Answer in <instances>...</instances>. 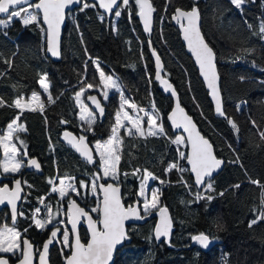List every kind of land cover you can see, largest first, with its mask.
<instances>
[{
  "label": "trees",
  "instance_id": "16d2710c",
  "mask_svg": "<svg viewBox=\"0 0 264 264\" xmlns=\"http://www.w3.org/2000/svg\"><path fill=\"white\" fill-rule=\"evenodd\" d=\"M150 1L155 23L153 34L147 36L139 26L135 0L121 9L115 21L112 16L102 19L97 0H87L96 7L83 9L82 4L69 14L58 61L49 59L46 53L40 21L25 26L15 19L8 27L0 28V99L5 101L0 106V135L19 117L17 122L25 130L14 135V143L22 152L18 158H23L24 149L28 157L39 159L43 169L39 176L25 174V199L21 206L25 220L20 221L17 229L21 231L32 224L31 215L40 207L42 197L46 201L42 210L47 204H56L55 196L49 193L56 179H73L78 187L81 181L89 185L95 174H100L97 160L93 166L86 165L62 144L61 138L69 131L77 137L85 136L93 145L111 136L119 93L109 94L106 119L102 123L95 120L91 130H86L88 125L80 120L75 99L76 93L87 84L98 82L102 70L118 78L123 95L139 108L155 107L167 134L130 136L119 131L123 144L117 185L123 188V202L128 205L132 199L140 201L138 186L147 170L157 177L154 184L158 187L160 206L170 209L175 226L169 242L154 239L155 222L148 220L131 227L130 243L115 254L114 264H264V220L249 227L250 221L264 211L261 188L250 182L251 179L264 184V139L260 135L264 132V33L260 32L264 24V1L243 0L240 8L231 0ZM192 6L199 10L202 33L216 55L224 102L222 118L214 117L208 92L171 23L177 8L190 10ZM148 40L162 59L163 75L180 94L183 107L210 140L217 157L225 161L223 171L211 181L213 191L201 194L187 169L182 172L183 177L175 169L165 173L169 165L176 163L178 147L180 151L184 145L181 151L186 153V145L171 142L177 136L166 122L172 103L162 95L154 80ZM6 61H11V67ZM42 74L47 76L49 94L55 102L44 99L42 113L20 111L14 101L26 99L34 92L41 93L38 81ZM93 92L96 91H87L84 99ZM62 120L67 123H61ZM179 162L185 167V159ZM136 169L141 171L133 175ZM4 178L8 183L16 176ZM87 188H80L82 196ZM198 194L213 198L197 199ZM53 230L56 229L39 230L31 226L28 234L40 248ZM200 233H206L216 246L207 252L198 248L187 250L192 237ZM81 236L86 242L85 230ZM67 255L68 252L54 246L49 263L65 264ZM8 261L17 262L14 258Z\"/></svg>",
  "mask_w": 264,
  "mask_h": 264
},
{
  "label": "snow or ice",
  "instance_id": "6c2138e0",
  "mask_svg": "<svg viewBox=\"0 0 264 264\" xmlns=\"http://www.w3.org/2000/svg\"><path fill=\"white\" fill-rule=\"evenodd\" d=\"M81 0H38L36 3H32L31 0H0V14H7V20L0 19V27L6 28L9 23L13 22L15 19H19L24 25L36 24L37 15L42 13L43 23L47 25L46 30V42H47V52L51 53L52 56H58V37L60 34V24L64 19L65 9L73 3H79ZM99 7L108 12H113L114 9L120 8V0H98ZM122 3L127 7L130 0H122ZM136 5L139 6V16L144 22L145 31H150V17L152 11H154L149 0H135ZM231 3L236 7L240 8L243 0H231ZM88 7H96V4H89L87 0H84L83 9ZM34 9L35 11H32ZM81 9V10H83ZM114 15L119 17L121 11L115 10ZM174 20L181 22V29L183 33V39L187 42L188 50L195 57L196 63L199 65L201 75L207 82L208 88L211 90V95L213 100L216 101V111L219 115L224 116L225 113L222 111L220 99H219V89L217 85V73L216 66L214 62L215 53L212 48L206 43L200 30V13L196 6H192L190 10H185L177 8L173 16ZM39 26V25H38ZM260 32L264 33V24L260 27ZM155 55V52H153ZM11 67V61H6ZM157 64V75L156 79H161L160 76V60L159 57L156 59ZM99 71V66H98ZM243 79V78H242ZM100 82L103 88L100 89L101 93L107 99L108 93L107 89H115L117 92L120 91V86L117 81L111 76H105L103 71H100ZM40 87L43 89L44 93L49 92L50 84L47 82L46 74H42L38 81ZM162 83L167 84L166 81ZM95 85L87 84L86 88H82L81 91L76 93L75 99L78 107L80 108V120L88 125V129L91 130L93 123L95 122L94 111L90 110L81 101V96L87 89H93ZM170 87V85H168ZM173 96L176 95L175 91L172 93ZM88 99L95 105V109H98L100 114L103 115L104 109L101 106V102L95 96H88ZM31 101L40 102V94L34 92L31 97ZM49 103H54L55 100L49 94ZM31 103V102H29ZM5 105V101L0 99V106ZM16 108L23 110L29 107V104H22L21 99L17 98L14 101ZM127 105L129 108L133 109L135 112H144L148 121L147 135L149 136H166V131L163 125L157 123L158 114L150 115L145 109L139 108L134 102H131L121 95V106L120 110L116 113V122L112 127V135L107 141L97 142L95 144L96 154L99 155L100 170L103 172L104 179L116 180L118 178L119 162L121 159V146L123 140L118 134L121 128L126 130L127 135H135L139 133L141 136L145 135V132L141 126L142 119L138 114L133 117L128 112L124 110V106ZM11 107L12 105H7ZM43 104H40L41 109H43ZM29 110L35 111V108H30ZM155 113V109H153ZM127 120L132 127L135 129V133L122 122ZM180 113V117L177 116ZM171 120L174 128H183L185 132L188 133L187 140L182 136H176L171 142L176 145H181L187 143L190 145V152L184 153L180 152L181 159L187 160V163L191 166V172L195 174V183L197 187L205 186L206 191H213V184L211 180H205L206 177L211 178L212 173L221 166L222 161L217 159L213 154L212 146L209 141L202 137L198 132H195V125L192 123L188 116L183 115V109L177 104L176 109L173 110L172 114L168 117ZM19 117L13 120L8 125V132L6 135L0 136V148L3 149L4 160L0 163V167L3 168L4 173H15L20 171L22 167V161L17 159L18 149L12 141L15 139L13 136L14 132L24 131L23 125L18 124ZM61 123H67V121L62 120ZM229 123L234 129L237 128L236 124L229 119ZM253 127H256V122L253 121ZM261 139H264V132L260 133ZM64 139L66 142L75 149L76 152L80 154L82 158L87 160L88 163H94V157L86 144V137L81 135L78 138L72 136V134L65 132ZM21 146H23V141H21ZM26 155V153H24ZM28 165L34 166L39 169L40 165L35 159H30ZM176 169L178 171H186L177 163H172L165 169V173ZM140 169H136L133 172L135 175L140 172ZM127 175V174H125ZM157 179L152 173L144 170L142 176V183L140 185V191L138 195L144 197L143 199V212L140 211L139 206H127L122 203V195L118 185L99 184L97 185L96 180L101 179L99 173L95 174L94 180L91 184V191L93 195L102 194V200L99 201L97 207H93L91 212L97 213L99 217L94 220L88 211L80 207L74 200H68V210L66 213L67 223L71 224L70 232L65 230L63 232V247L71 249V255L66 256V264H109L112 260L113 250L116 245L120 244L122 241L129 239V236L125 230V221L129 219L142 220L146 219L150 214L152 209L158 208V193L156 190L152 191L151 200L145 196V191L147 188L148 179ZM52 183V181H49ZM250 182L256 184L261 188V198L262 204H264V184H261L258 180H251ZM16 189L11 191L8 185L0 187V203L5 200L12 206V221L15 223L17 217L22 215L17 211V206L15 201L20 199L19 193L21 191L19 180L15 181ZM164 183V181H161ZM60 186H53L52 191L58 192L60 198L63 200L69 195V190L76 191V188L71 184H66L64 179H60ZM87 184L83 181L80 182L79 187L87 188ZM188 186V185H186ZM239 188L240 185H235ZM77 195L79 193L77 192ZM223 195V192L220 193ZM211 196H203L198 194L197 199H208L211 200ZM40 203L44 204L43 198L40 199ZM47 207L49 216L47 223L52 222V208L50 205H45ZM41 209H35L32 220L37 228H44L45 222L37 218V214L40 213ZM159 215L161 217L160 223L155 226L154 235L156 240H160L161 237H167L171 230V220L167 216L166 208L158 209ZM82 219L87 220L88 231L90 232V239L87 243H82L80 236L77 232V224L81 223ZM264 220V211H262L256 219L250 221L249 227ZM27 231V229H25ZM59 228L51 231V237L44 243L43 251L39 252V264H47V256L49 252V245L53 243L54 239L57 237ZM70 233L75 235V240L72 242L70 240ZM192 239L198 242L201 246L207 248L211 242V238L206 233H200L199 235L193 236ZM19 250L21 252L22 259L20 264H32V245L26 239L20 240V233L12 227L0 228V252L12 251L15 255V251ZM0 264H8L7 260L0 259Z\"/></svg>",
  "mask_w": 264,
  "mask_h": 264
},
{
  "label": "water",
  "instance_id": "95a60500",
  "mask_svg": "<svg viewBox=\"0 0 264 264\" xmlns=\"http://www.w3.org/2000/svg\"><path fill=\"white\" fill-rule=\"evenodd\" d=\"M121 1V0H120ZM264 1V0H263ZM32 3H36L38 2V0H31ZM83 1L81 0V2L79 3H73L71 5H69L68 8L65 9V15H64V19L63 21L61 22L60 24V34H59V37H58V52H59V55L58 56H52L51 53L47 52V42H46V30H47V25L43 23V15L42 13H39V16H40V22L43 26V29H44V33H45V46H46V53L49 57V59L53 60V61H58L59 58H60V55H61V46H62V39H63V33H64V29L67 25V19H68V15L69 13L71 12H74L78 7H81ZM97 3H98V0H97ZM149 3L152 5L151 1L149 0ZM98 6H99V3H98ZM139 8V6H138ZM99 10L101 11L102 14L104 15H110L111 13H114L115 10L117 9H114L113 12H108V11H105L104 9L100 8L99 7ZM176 10L174 11L173 15L171 16V22H172V25L177 29L178 33H179V37H180V40H181V43L183 44L184 48H185V52L187 54V56L191 59L195 69L197 70L198 72V76H199V79L201 80L202 84L204 85L206 91L208 92V99H209V102L211 103L212 107H213V115L215 118H222L221 115H219L216 111V101L213 100L212 98V95H211V90L208 88L207 86V82L204 80V77L201 75V72H200V68H199V65L196 63V60H195V57L192 55V53L188 50V47H187V42L183 39V33H182V29H181V22H178L177 20H174L173 19V16L175 14ZM139 13V11H138ZM137 13V19H138V23H139V26L141 28V30L143 31L144 34H152L153 32V24H154V20H155V16H154V13L152 11L151 13V17H150V31H145L144 29V22L143 20L140 18L139 14ZM7 17V14H0V18H5ZM201 25H202V21H201V18H200V30H201ZM201 33H202V30H201ZM203 35V33H202ZM204 37V36H203ZM206 41V40H205ZM207 43V42H206ZM208 44V43H207ZM148 47H149V51H150V55H151V59H152V63H153V67H154V74H155V82L158 84V87H159V90L160 92L162 93L163 96L169 98L171 100V103H172V107H171V110L169 111V113L166 115V122H167V125L169 126L171 132L174 134V135H181L182 137L185 138V141L187 140V136H188V133L184 131V129L181 127V128H174L173 125H172V122L171 120L168 119V117L172 114L173 110L176 109L177 107V104H179L180 108H181V105H180V101H179V95L174 87V85L166 78L164 77V75L162 74V69H163V64H162V61L160 59V57L157 55V53L155 52V50L152 48L151 46V43H148ZM153 52H155V55H153ZM157 57H159V60H160V76H161V79H156V75H157V64H156V59ZM214 62H215V66H216V57L214 58ZM216 73H217V77H218V80H217V85H218V89H219V99H220V103H221V107H222V111H223V98H222V94H221V83H220V76L218 74V70H217V66H216ZM162 81H166L167 84L165 83H162ZM168 85H170V87H168ZM173 91H175L176 95L173 96L172 93ZM88 96H95L100 102L101 100L98 98L97 95L95 94H88ZM88 96L85 98V102H86V105L90 108V110H93L94 111V114L98 117L99 119V122H102L103 119L105 118L106 116V113H107V108L104 106V104L101 102V106L103 107L104 109V112H103V115L100 114L99 110L98 109H95V105L92 104V102L88 99ZM182 109V108H181ZM180 113H177V116L180 117ZM183 115H186L189 117V119H191L192 123L195 125V132H198L202 137H204L205 139H207L210 143V145L212 146V149H213V154L214 156L221 160L222 163H221V166L216 169L213 173H212V176L211 178H208L206 177L205 180H214L224 169L225 167V161L221 158H218L217 155H216V152H215V148L214 146L212 145V143L210 142V140L208 138H206L199 130V127L197 126V124L195 123L194 119L192 116H190L188 114V112L186 111V109H183ZM65 132H68L70 134H72V136H75L72 132H69V131H65ZM64 132V133H65ZM64 133L62 135V144L69 150H71L83 163H85L86 165L88 166H93L94 163H95V154H94V151L93 149L91 148L90 144L86 142V144L88 145L89 149L91 150L92 154H93V157H94V163H88L87 160H85L84 158H82L80 156V154L78 152L75 151V149H73L67 142L66 140L64 139ZM77 137V136H75ZM78 138V137H77ZM186 145V153L190 152L191 148H190V145H188L187 143H185ZM0 158H1V153H0ZM37 162L38 160L35 159ZM29 161V160H28ZM38 164L40 165V163L38 162ZM185 166L187 167V170H188V174L189 176L191 177V180H192V183L193 185L197 188V189H203L205 186H200V187H197L196 186V183H195V174L191 172V166L187 163V160H185ZM25 173H33L34 175H41L43 173V169L41 168V165L39 167V169H37L36 167L34 166H30L28 165V162H27V166L25 167V169L23 170V173L22 174H25ZM23 176V175H21ZM19 180L21 182L20 184V187H21V191L19 193V196H20V199L16 200L15 203H16V206H17V211L19 212V207L22 203V198H23V186H22V180L20 178L16 179L15 181ZM15 181L13 182L12 184V188H9L11 191H14L16 189V183ZM3 182V177L1 175V172H0V184ZM108 183H112V182H101L100 179L98 180L97 182V185L99 184H108ZM113 185H117V184H114L112 183ZM119 186V185H118ZM120 188V191H121V195H122V203H123V188L122 186H119ZM99 197H100V200H102V194H99ZM78 204V203H77ZM124 204V203H123ZM79 205V204H78ZM125 205V204H124ZM139 206L140 208V202L138 200H135L132 204H128V205H125V207L127 206ZM80 206V205H79ZM82 207V206H80ZM2 208H7L8 211H9V215H10V219L12 221V206L7 202V200H5L3 203H0V210ZM83 208V207H82ZM161 208V207H160ZM162 208H166L167 209V216L168 218H170L171 220V230H170V233L167 237H161L160 240H156L155 239V235H154V229H155V226L160 223V220H161V217L159 215V212H152L149 216H147L146 219H142V220H136V219H129L127 221H125V230L128 234L129 232V229L130 227L132 226H141L143 224H145L147 222V220H149L150 217H155V223H154V226H153V236H154V239L157 241V242H169V240L172 238L173 234H174V231H175V228H174V222L172 220V214L170 212V210L167 208V207H162ZM67 210H68V205H67ZM86 210V209H85ZM87 211V210H86ZM141 211V209H140ZM142 212V211H141ZM91 215V213H90ZM92 216V215H91ZM93 217V216H92ZM18 218V217H17ZM99 218V217H98ZM94 219V218H93ZM96 220V219H94ZM17 221V219H16ZM15 221V222H16ZM13 222V221H12ZM80 227H83L87 233V241L90 239V232L88 231V224H87V220L86 219H82L81 223H78L77 224V232L80 236V233H79V230H80ZM68 230L70 232L71 230V224L69 223L68 224ZM196 235H199V234H196ZM194 235V236H196ZM129 236V235H128ZM70 237H71V241L74 242L75 240V235L71 234L70 233ZM81 239V238H80ZM29 241V240H28ZM47 240H45L42 244H41V247L40 249L37 251L36 249V246L31 243L30 241V244L32 245V264H39V252L43 251V245L44 243L46 242ZM87 241L85 242V244L87 243ZM82 242V240H81ZM83 243V242H82ZM130 243V237L129 239H126L124 241H122L120 244L116 245L115 249L113 250V256H112V260L109 262V264H114V259H115V254L122 250L126 245H128ZM55 245V242L53 241L52 244L49 245V252H48V256H47V264H50L49 263V257H50V251L51 249L54 247ZM216 246V242L211 239V242L209 244V246L207 248L201 246L198 242L194 241L193 239H191L190 241V244L187 246V250H190V249H194V248H198L202 251H210L212 250L214 247ZM71 255V249H69V254L68 256ZM5 260V258H3ZM22 259V256L17 260V262L15 264H20V260ZM8 262V261H7ZM8 264H10L8 262ZM65 264H66V259H65Z\"/></svg>",
  "mask_w": 264,
  "mask_h": 264
},
{
  "label": "rangeland",
  "instance_id": "374dc122",
  "mask_svg": "<svg viewBox=\"0 0 264 264\" xmlns=\"http://www.w3.org/2000/svg\"><path fill=\"white\" fill-rule=\"evenodd\" d=\"M129 5H130V3H129ZM242 6V5H241ZM123 8H125V6L123 5V3H122V0L120 1V8L119 9H117V10H119V11H121V9H123ZM32 11H35L34 9H32ZM107 16H112L113 17V19H114V21L117 19V17L114 15V13H111L110 15H102L101 17H102V19H103V17H107ZM0 19H4V20H7V17H5V18H0ZM40 21V17H39V14L37 15V23ZM23 24V23H22ZM24 25V24H23ZM26 26V25H25ZM0 28H2V27H0ZM100 71H102V70H100ZM100 71H99V79H98V82L95 84V87L93 88V89H87L85 92H84V94L81 96V101L86 105V102H85V99H84V95H85V93L87 92V91H96V92H93V93H89V94H95V95H97L98 96V98L101 100V102L105 105L107 102H108V96H109V94L110 93H112V92H117L115 89H107L106 91H107V93H108V96H107V99H105V97H104V95L101 93V91H100V89H102L103 88V85L101 84V82H100ZM104 74H105V76L107 77V76H111L114 80H116L117 81V83H118V78L116 77V76H114V75H112V74H106L105 72H104ZM118 85H119V83H118ZM120 86V85H119ZM86 88V87H85ZM81 91V90H80ZM117 93H119V95H120V97H119V100H118V108L115 110V114H114V124H113V126L115 125V122H116V113H117V111L118 110H120V106H121V95H123V93H122V91H121V87H120V91L119 92H117ZM37 94H40V102H36V101H31V97H32V94L28 97V98H26V99H24L23 97H21L20 99H21V103L22 104H29V107H26V108H24L23 110H21V109H19L20 111H25V110H29L30 108H35L37 111H40V112H42L44 109H45V106H43V109H41V107H40V104L42 103L43 105H44V103H45V101H44V99H46V101H48V95H49V92L48 93H44V91H43V89H42V91H41V93H37ZM88 95H86V97H87ZM85 97V98H86ZM123 97L125 98V99H127V100H129L130 101V99L127 97V96H125V95H123ZM29 102H31V103H29ZM87 106V105H86ZM143 109H145V111L148 113V114H150V115H155V114H158V110L155 108V107H152V108H143ZM153 109H155V113L153 112ZM79 110H80V108H79ZM124 110L126 111V112H128L130 115H132L133 117H135L137 114L141 117V118H143L142 119V122H141V126H142V128H143V130H144V132H145V135L144 136H147V129H148V121H147V117L145 116V113L144 112H139V113H137V112H135L133 109H131V108H129L127 105H125L124 106ZM95 115V114H94ZM122 115V122L127 126V128L128 129H131L132 130V132H134L135 133V129L132 127V125L127 121V120H123V113L121 114ZM79 116H80V111H79ZM95 117H96V121L98 120V117L95 115ZM157 123L158 124H160L159 123V116L157 117ZM119 131H123L125 134H126V130L124 129V128H121ZM7 132H8V127L6 128V130H5V133H3V135H6L7 134ZM24 131H17V132H14L13 133V136L14 135H16V134H18V133H23ZM112 135V134H111ZM127 135V134H126ZM135 135H139V136H141L139 133H136ZM0 136H2V135H0ZM132 136H134V135H132ZM177 136H181V135H177ZM110 137V136H109ZM109 137H108V139H109ZM108 139H106L105 141H107ZM14 141V140H13ZM12 141V142H13ZM98 142H104V141H98ZM14 143V142H13ZM97 143V142H96ZM96 143H94L93 145H92V148H93V150H94V154H95V157H96V160L98 161V168H99V171H100V177H101V181H105V182H112V183H114V184H119V181H118V179H116V180H112V179H110V178H108V179H104L103 178V172L100 170V164H99V155H97L96 154V149H95V144ZM16 145V144H15ZM17 147V146H16ZM184 147V145L181 147V150H182V148ZM17 149H18V147H17ZM179 151V147H178V152H179V157H178V159H177V161H176V163L177 164H179L180 162V160H181V157H180V152H182V151ZM0 152H1V159H0V163H2L3 162V160H4V153H3V149L2 148H0ZM21 153V150H19L18 149V153H17V159H18V156L19 155H21L20 154ZM20 159V161H22V167H21V169H20V171H18V172H15V173H4L3 172V168L2 167H0V171L2 172V175H11V176H15L16 174H19L20 172H21V170H22V168H23V166H24V159H25V155L23 156V158L21 159V158H19ZM180 165V164H179ZM182 168H184V169H187V167L185 166V167H182ZM176 170V169H175ZM177 171V173H178V175H180V177H183V175H182V172L181 171H178V170H176ZM143 176V175H142ZM18 179V178H17ZM61 179H63V178H61ZM65 180V183L66 184H69V183H71L75 188H76V191H71V190H69V195L67 196V197H65L63 200L60 198V195H59V193L58 192H53L52 191V188H53V186H56V187H59L60 186V184H59V182H60V179H56L55 180V182H54V184L52 185V187H50V195H53V196H55V199H56V204H54V205H52V204H47V205H50L51 206V208H52V212H51V215H52V217H53V219H52V222L51 223H47V220H48V216H49V212H48V209H47V207H45V210H42V206L44 205V204H41L40 203V209H41V211H40V213H38L37 214V218L38 219H41L42 221H44L45 222V227L44 228H37L36 226H35V224H34V222H33V220H32V216H33V213H34V211H33V213H32V215H31V221H32V224H31V226H33V227H35V228H37V229H39V230H46L47 228H49V229H57V228H59L60 229V231L58 232V234H57V237L54 239V241H57V240H59V243H60V248L63 250V251H65V252H69V248H67V247H63L62 245H63V232L65 231V230H67V223H66V219H67V216H66V213H67V205H68V200L69 199H71V200H73V196L75 197V198H77V200H78V202L82 205V206H84L86 209H87V211H89L90 213H91V215L97 220L98 219V216H97V213H94V212H91V209L93 208V207H97L98 206V204H99V201H100V197H99V195H93L92 194V191H91V184H92V182H93V180H91L90 182H89V185H88V188H87V190H84V191H82L83 192V195L85 196V198H86V201L84 202L83 200H81L80 198L78 199V197H77V185H76V183L73 181V179L72 180H68V179H64ZM141 183H142V181L140 182V184H139V186H138V193H139V191H140V185H141ZM182 183L183 184H185V186L186 185H188L186 182H184L183 180H182ZM26 185V182L24 181V183H23V188H24V186ZM187 188H189V185L188 186H186ZM81 188V187H80ZM80 188H79V190H80ZM153 190H156L157 191V193H158V187H157V185L156 184H154V179H151V178H149L148 179V181H147V188H146V191H145V196L149 199V200H151V197H152V191ZM201 194H203L206 190H205V187L203 188V189H201ZM80 192V191H79ZM138 193H137V196L139 197V199H140V209H141V211L143 212V208H142V205H143V199H144V197H141L140 195H138ZM24 196H25V193H24ZM123 196H124V193H123ZM69 197V198H68ZM43 198V197H42ZM68 198V199H67ZM24 197H23V199H22V204L24 203ZM44 200V203H46V201H45V198L43 199ZM133 201H131L130 203L132 204L135 200L134 199H132ZM22 204H21V206H22ZM160 207H164V206H160V202H159V194H158V208H160ZM165 207H167V206H165ZM158 208L157 209H152L151 210V212H150V214L152 213V212H155V211H157L158 210ZM168 208V207H167ZM169 209V208H168ZM170 210V209H169ZM171 212V211H170ZM149 214V215H150ZM172 214V213H171ZM148 215V216H149ZM65 216H66V219H65ZM149 221H151L152 223L153 222H155V217H150L149 218ZM5 226H7V227H9L7 224H0V228H3V227H5ZM49 237H51V235L49 236ZM23 239V238H22ZM21 239V240H22ZM26 240H27V238H25ZM24 240V239H23ZM22 240V241H23ZM70 240H71V237H70ZM5 256H7L8 258H14V259H16V260H18L20 257H21V252L19 251V250H16L15 251V255L13 254V252L12 251H9V252H0V259H3V258H5ZM5 260H7L6 258H5Z\"/></svg>",
  "mask_w": 264,
  "mask_h": 264
},
{
  "label": "flooded vegetation",
  "instance_id": "af4514ba",
  "mask_svg": "<svg viewBox=\"0 0 264 264\" xmlns=\"http://www.w3.org/2000/svg\"><path fill=\"white\" fill-rule=\"evenodd\" d=\"M106 116H107V114H106ZM105 119H106V117H105ZM104 119V120H105ZM104 120L102 121V122H104ZM97 122H99V119L97 120ZM102 122H99V123H102ZM61 142H62V139H61ZM17 146V145H16ZM24 153H26V151L23 149V154ZM21 154H22V152H21ZM31 158H34V157H28L27 156V154L25 155V159H24V166H23V168H22V170H21V172L16 176V178L14 179V180H12L11 182H8V183H5V178H3V182L0 184V187H3L4 185H8V187L9 188H12V184H13V182L17 179V178H20L21 180H22V186H23V183H24V178H25V174H22L23 173V169L25 168V164H26V162H27V160H29V159H31ZM19 159V158H18ZM20 160V159H19ZM42 164V163H41ZM28 174H33V173H28ZM21 175H23V176H21ZM100 181H101V179H100ZM98 182V180H96V183ZM79 185H78V187H77V191H78V193H79V195H78V198H80L81 200H84V198H85V196H82L81 195V191L79 190ZM80 191V192H79ZM25 192H24V188H23V194H24ZM45 197H43V199H44ZM23 199V198H22ZM21 199V200H22ZM68 199V198H67ZM73 200L76 202V203H78L79 204V202L76 200V199H74V196H73ZM22 204V203H21ZM80 205V204H79ZM81 206V205H80ZM1 213H3V218H1ZM19 213H22V215H19L18 216V218H17V221L15 222V223H13L12 221H11V219H10V215H9V211H8V209L7 208H2L1 210H0V224H7L9 227H12V228H14L16 231H18L19 233H20V240L23 238V239H25V238H27V240H29L31 243H33V238L28 234V230L30 229V227H31V225L30 226H28V227H25V228H23V230H21V231H19L18 229H17V225L20 223V221H21V223L22 222H24L23 220H25V217H24V213L21 211V205H20V207H19ZM23 216V217H22ZM66 223H67V220H66ZM68 224L69 223H67V230H68ZM25 229H27V231H25ZM82 230H85L83 227H80V230H79V233H80V238H81V240H82V236H81V232H82ZM69 231V230H68ZM50 236V235H49ZM49 236H47L44 240H48L50 237ZM22 239V240H23ZM21 240V241H22ZM55 242V245L54 246H60V243H59V240H57V241H54ZM83 243H85L84 241H82ZM34 244V243H33ZM5 258L7 259V261H8V258H7V256H5ZM50 258V257H49ZM9 262V261H8Z\"/></svg>",
  "mask_w": 264,
  "mask_h": 264
},
{
  "label": "bare ground",
  "instance_id": "6f19581e",
  "mask_svg": "<svg viewBox=\"0 0 264 264\" xmlns=\"http://www.w3.org/2000/svg\"><path fill=\"white\" fill-rule=\"evenodd\" d=\"M173 15V14H172ZM201 18V17H200ZM201 21H202V19H201ZM154 23H155V20H154ZM172 23V22H171ZM174 27V26H173ZM175 28V27H174ZM176 29V28H175ZM177 30V29H176ZM153 32H154V24H153ZM153 32H152V34H153ZM178 32V31H177ZM152 34H145V35H147V36H150V35H152ZM204 36V35H203ZM207 42V41H206ZM148 43H152L150 40H148V42H147V45H148ZM183 45V44H182ZM209 45V44H208ZM151 46H152V44H151ZM152 48L154 49V47L152 46ZM148 49H149V47H148ZM185 49V48H184ZM155 50V49H154ZM213 50V49H212ZM214 51V50H213ZM155 52H156V50H155ZM157 53V52H156ZM215 53V52H214ZM61 54H62V46H61ZM149 55H150V51H149ZM157 55H158V53H157ZM159 56V55H158ZM60 57H61V55H60ZM150 57H151V55H150ZM160 57V56H159ZM215 57H216V55H215ZM60 59V58H59ZM161 59V58H160ZM151 61H152V59H151ZM161 61H162V59H161ZM162 64H163V62H162ZM152 65H153V63H152ZM217 66V65H216ZM153 69H154V67H153ZM162 74H163V69H162ZM219 74V73H218ZM154 78H155V74H154ZM204 86V85H203ZM205 88V87H204ZM176 89V88H175ZM206 90V89H205ZM178 93V92H177ZM221 94H222V92H221ZM178 95H179V101H180V105H181V108L182 109H185V107H183V105H182V103H181V97H180V94L178 93ZM223 98V97H222ZM171 101V100H170ZM223 104H224V102H223ZM171 110V109H170ZM107 114V113H106ZM106 117V116H105ZM105 119V118H104ZM103 119V120H104ZM87 142V141H86ZM88 143V142H87ZM90 146H91V148H92V145L90 144ZM93 149V148H92ZM94 151V150H93ZM31 159H37L38 160V162L40 163V165H41V168H42V164H41V162L39 161V159L38 158H36V157H34V158H31ZM30 160V159H29ZM27 162H28V160H27ZM27 162H26V164H25V167L27 166ZM211 181H214V180H211ZM172 220H173V217H172Z\"/></svg>",
  "mask_w": 264,
  "mask_h": 264
}]
</instances>
